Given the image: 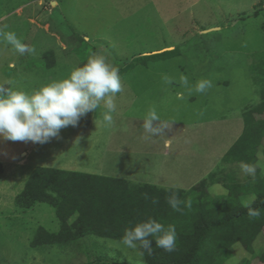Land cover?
<instances>
[{
    "label": "rangeland",
    "instance_id": "obj_1",
    "mask_svg": "<svg viewBox=\"0 0 264 264\" xmlns=\"http://www.w3.org/2000/svg\"><path fill=\"white\" fill-rule=\"evenodd\" d=\"M8 31L36 49L34 55H21L0 36V83L14 81L24 91L64 79L89 56L100 53L119 68L122 82H134L114 99L117 108H133L136 116H142L138 107L127 104H162L167 100L160 96L168 91L173 100V92L183 91V99L177 100L180 117L188 114L185 117L191 122L231 119L258 103L249 55L264 51V0H0V32ZM49 51L54 52L52 69L46 67ZM165 52L167 60L143 57ZM180 74L187 76L192 91L180 85ZM164 75L174 77V83L166 84ZM201 79L213 83L203 94L194 91ZM141 81L148 83L144 86ZM91 112L44 144L0 139V264H145L143 256L113 239L87 238L66 250H34L29 244L39 227L58 230L55 210L45 204L29 210L14 205L36 167L62 169L61 162L74 157V152L61 149L67 142L75 147L76 128L88 126L83 118L89 121ZM263 147L257 162L264 163ZM240 164H221L208 184L212 196L227 195L229 177L243 185L255 179L243 173ZM256 176H264V168L258 167ZM233 249L226 264L247 259L257 264L241 246ZM263 250L261 235L254 244V256Z\"/></svg>",
    "mask_w": 264,
    "mask_h": 264
},
{
    "label": "trees",
    "instance_id": "obj_2",
    "mask_svg": "<svg viewBox=\"0 0 264 264\" xmlns=\"http://www.w3.org/2000/svg\"><path fill=\"white\" fill-rule=\"evenodd\" d=\"M164 55L167 52L144 58L157 62L165 60ZM46 57V67L52 69L54 52H47ZM249 61L260 101L243 111V133L224 155L222 164H256L264 145V51L249 55ZM262 151L264 154V147ZM2 171L0 163V174ZM214 180L215 173L183 190L39 166L28 176L14 205L29 210L45 204L55 210L58 230L51 232L39 227L30 240V248L38 251L66 250L87 238L121 241L126 228L154 218L165 226L175 225L176 247L172 252L165 251L156 247L153 239L151 252L144 251L145 264H226L233 257L235 245L241 246L255 263L264 264V250L254 256V244L264 235V176H256L246 185L229 177L225 197L209 193L208 184ZM173 192L184 201L180 205L182 211H174L167 202ZM252 194L257 199L251 207L260 209L257 218H250L248 209L241 205V198ZM153 199L159 202L153 204ZM242 264L254 263L247 259Z\"/></svg>",
    "mask_w": 264,
    "mask_h": 264
},
{
    "label": "crops",
    "instance_id": "obj_3",
    "mask_svg": "<svg viewBox=\"0 0 264 264\" xmlns=\"http://www.w3.org/2000/svg\"><path fill=\"white\" fill-rule=\"evenodd\" d=\"M132 83L130 80L122 82L123 87ZM140 83L146 86L148 82ZM160 83L156 82V85ZM171 92L168 91L167 96H160L167 100L162 104L154 101L127 104V107H138L137 113L140 111L142 116L132 114L133 108L121 110L123 107L119 106L113 114L111 127L103 123L102 106L98 108V113L91 112L89 121L83 118L88 126L76 128L77 142L71 140L76 142L75 147L70 148V142H67L61 149L74 152L72 159L61 162L62 169L183 190L193 188L215 173L224 155L243 133V111L231 119L219 117L201 119L199 122L188 121L185 117L188 114L184 113L181 120L182 109L177 104V100L181 99L175 95L173 100ZM147 93L145 91L143 96ZM191 100L194 102L195 98ZM153 106L161 118L159 126L163 129L156 136L149 135L142 127L143 117ZM203 110L206 111V108ZM158 124V121H154V126ZM77 156L81 158L80 161Z\"/></svg>",
    "mask_w": 264,
    "mask_h": 264
},
{
    "label": "clouds",
    "instance_id": "obj_4",
    "mask_svg": "<svg viewBox=\"0 0 264 264\" xmlns=\"http://www.w3.org/2000/svg\"><path fill=\"white\" fill-rule=\"evenodd\" d=\"M0 36L21 55L36 53L34 46L23 43L12 31L0 32ZM162 79L166 84H172L175 80L168 75H164ZM179 83L192 91L184 74L179 75ZM6 84L10 87H5ZM212 87L210 79H201L196 83L194 91L203 94ZM122 91L119 68L100 53L89 56L85 63L75 67L66 78L53 80L31 92L17 88L14 81L0 83V139L44 144L57 137L61 128L77 126L81 117L90 111L96 112L101 106L103 123L106 127H111L114 123L113 114L117 112L114 98ZM183 96V91L176 93L177 99H183ZM255 100L259 102L260 97H255ZM160 120L156 108H149L143 117L144 131L151 136L160 134L163 130L159 126ZM154 121L159 122L158 126H154ZM258 167L264 168V163L258 161L256 164H240L242 172L253 178ZM256 199V195L252 194L241 200V205L248 209L247 215L250 218L260 216V209L251 207ZM158 202L157 199L152 200L153 204ZM167 202L174 211H182L180 205L184 201L179 199L176 192L167 198ZM153 239L156 247L168 252L174 251L177 241L175 225L165 226L154 218H148L126 228L120 243L142 257L145 250L151 252Z\"/></svg>",
    "mask_w": 264,
    "mask_h": 264
}]
</instances>
